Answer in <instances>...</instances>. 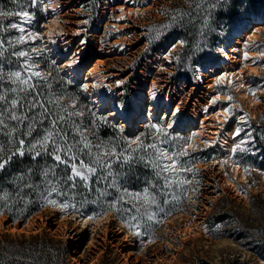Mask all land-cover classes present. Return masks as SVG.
Returning a JSON list of instances; mask_svg holds the SVG:
<instances>
[{"label":"rangeland","instance_id":"374dc122","mask_svg":"<svg viewBox=\"0 0 264 264\" xmlns=\"http://www.w3.org/2000/svg\"><path fill=\"white\" fill-rule=\"evenodd\" d=\"M56 2L58 27L62 31L61 34L55 31L56 38L61 36L57 39V50L64 52L63 59L75 56V64L82 67L83 76L98 59L95 57L105 59L101 68L107 74V82L100 90L108 95L110 104L114 102L125 110L136 111V102L145 98V90L149 91L156 83L153 94L158 105L164 108L170 104L172 109L168 112L176 106L179 108L172 127L154 118L146 119L135 134L136 141L124 131L121 118L111 120L133 143H137L147 131L165 134L162 142L164 164L174 170V174L170 171L173 177L186 181L187 196L179 212L163 219L151 231L141 229L139 224L127 225L120 219L112 222L111 219L116 218L114 214L94 232L91 226L83 230L75 218H70L71 215L61 220V215L57 216L60 210L51 209L49 205L37 213L41 215L40 220L32 218L38 223L33 225V231L14 232L4 227L0 230V241L7 242L23 233L27 237L47 233L62 240L67 247L69 264H230L233 261L264 264V156L257 154L251 135L252 122L264 113V20L248 23L247 17L252 19L254 16H244L243 22H239L217 45L212 63L204 67L190 64L183 68L179 63L178 53L183 45L179 35L174 33L163 47L153 48L157 45L153 42L160 38L159 26L168 24L170 8H175L179 0ZM28 10L33 13L24 33L29 45L21 50L28 53L29 63L41 75H50L53 62L42 57L49 51L44 39L39 35L40 40L37 34L46 29L49 15L55 14H46L40 0L36 3V10ZM40 17L43 20L38 25ZM13 22L19 23L20 17L12 15ZM240 27L243 30L231 38V33ZM29 33L35 38L28 39ZM238 39L241 44H237ZM243 47L248 54L242 55V60L233 61V54L245 53ZM224 51H228V56ZM48 54L53 56L50 52ZM33 55L36 58H32ZM56 63L61 68V63ZM225 64H233V69L237 70L242 67V77L237 70L236 73L220 75ZM251 66L256 68L251 69ZM250 97L257 101L252 102ZM149 98L150 95L143 102L150 103ZM93 106L96 109V104ZM100 111L109 118L107 109ZM206 115L209 116L208 122L221 125L220 130L210 136L207 129L211 125L208 124L205 127L207 134L201 142L194 141L197 136L194 127H199ZM219 116L223 117L222 122H217ZM185 122L192 123V126L183 127ZM237 129L243 131L236 135ZM222 137L229 139L230 143L222 144ZM236 145L243 150L233 152ZM169 147H172L173 154ZM167 155L172 159L175 157L176 166L166 163ZM227 181L233 184H227ZM224 209L230 211L231 219L213 222L215 215ZM58 222L63 236L54 232ZM189 222L202 223L200 233L183 234L184 224Z\"/></svg>","mask_w":264,"mask_h":264},{"label":"trees","instance_id":"16d2710c","mask_svg":"<svg viewBox=\"0 0 264 264\" xmlns=\"http://www.w3.org/2000/svg\"><path fill=\"white\" fill-rule=\"evenodd\" d=\"M179 1L175 8H170L168 24L159 26L160 38L153 42L157 43L153 48L163 47L164 42L176 33L183 41L178 53L179 63L183 68L190 64L204 67L212 63L217 45L239 22H243L244 16L264 15V0H214L215 8L209 7L208 0ZM28 9L36 10V3L31 0H0V12L16 13L17 10ZM11 19L12 16L0 15V40L4 41L3 49L0 50V66L5 73L0 87L5 93L15 87L9 83L6 74L19 70L17 65L23 63L22 59L14 57L12 53L29 45L28 41L24 44L8 43L19 35L16 29L10 27ZM42 20L40 17L38 25ZM42 57L53 62L50 75L32 79L31 84L36 86L33 93L17 94L20 99L27 97L28 100L32 99L33 94H38V99L47 101L43 109L37 108L30 113L37 121L32 125V135H25L28 131L27 124L21 125L7 119V128L0 134V157L5 160L19 147L18 140H25V154L12 156L0 170V214L20 219L44 210L49 202L46 199L41 201L40 193L51 187L43 176L47 170H51L47 179L65 194L59 197L53 195L52 199H56L58 203H71V208L80 214L89 213L96 217L111 211L116 216L111 219L112 222L120 219L127 225L139 224L141 229L151 231L163 219L179 212L186 200L187 184L186 181L173 177L171 172L163 171L165 164L162 142L165 134L147 131L137 143L131 142L121 127L108 118L104 111L94 108L82 87L68 78L53 56L44 52ZM32 58L36 56L33 55ZM22 87L27 88L28 85ZM13 98L17 96L8 95L9 100ZM24 111L26 109L20 110L19 114ZM41 112L51 113L43 117V123L39 122ZM57 116L64 119L53 128L51 121ZM252 128L254 148L258 155L264 156V113L252 122ZM12 129L16 131L10 137L7 133ZM57 131L67 136L70 145L90 146V154L88 149H74L78 157L75 161L77 165L83 160L98 168L88 181L79 178L75 181L68 180L72 175L71 169L54 161L50 155L53 151L51 144H48L46 154L33 159L34 153L29 152L31 145L46 133ZM35 151L43 153L42 148ZM169 151L173 154L172 147H169ZM61 155L64 159V154ZM250 155L253 156V153ZM97 157L102 162L110 163V167L95 165ZM21 176L24 177L23 180L20 179ZM28 184L33 187L28 188ZM145 188L148 189L147 196ZM125 190L128 194H125ZM132 193H139V197H134ZM153 197L155 205L151 204ZM145 199L148 203L144 202ZM149 216L151 219H148ZM227 219H231V214L228 209H224L222 213L215 215L213 222H224ZM67 257V247L62 240L47 233H37L30 237L23 233L7 242L0 241V264H69ZM238 263L233 261L230 264Z\"/></svg>","mask_w":264,"mask_h":264},{"label":"bare ground","instance_id":"6f19581e","mask_svg":"<svg viewBox=\"0 0 264 264\" xmlns=\"http://www.w3.org/2000/svg\"><path fill=\"white\" fill-rule=\"evenodd\" d=\"M43 3V7H44V11L46 14H55V15H49L50 16V21L45 23V27L46 29L38 32V35H40L43 39H44V44L47 48V50L52 53V55L56 58V60H60L61 63V68L63 70L64 73H68L71 78L79 83H81L83 85L85 94L90 96L92 99V103L96 104V106L98 108H100L99 110H106L108 111V116L110 118L113 119H120L121 118V124L123 125V129L124 131L128 134L129 136H133L132 138H134V141H136L137 137L135 136L136 132L142 128L143 123L146 119L148 118H154L160 122H162L163 124L167 125L168 127H172L173 126V120H174V116L171 115V113L177 109L176 108L173 109V111L168 109H172V107L170 106V104H166V106L164 108L162 106L158 105L157 102V97L155 94H153V88L154 86H156V83H154L155 81H153L154 84L151 85L149 91L145 90L146 93H144L143 96H148L150 95V103L148 102L147 104L143 102V100L146 98H140L136 104L138 106V109L135 111H131V110H125L124 108H122V106H120L119 104H115L114 102H112V104H110V102H108L109 97L107 94H105L103 91L100 90V87H103L104 82H107V74L102 72V68H101V64L102 62L105 61V59H100L102 58L101 56L95 57L98 58L96 60V62L93 64V66L88 69V73L85 76V72H84V76H83V70L82 67L77 66L75 64V56L71 55L70 57H67L66 59H63L64 56V52L57 50L58 47V42L57 39L58 36L56 38L55 36V31H57V33L61 34L62 31L61 29L58 27L59 26V15L57 13L56 15V8H57V2L56 0H40ZM131 7H135V6H131ZM137 8V7H135ZM29 12L31 18L33 17V13L29 10H24ZM247 22H258L260 20H264V17H247ZM256 27V26H255ZM24 28H25V32L26 30L29 28L27 24H24ZM257 28V27H256ZM252 29H255L254 27ZM243 30V27H240L238 30H234L233 33H231L230 37L231 38H235L236 35L241 32ZM58 35V34H57ZM237 44H241V41L238 39ZM228 45V44H227ZM243 46V45H242ZM242 53L240 56L237 54H233L232 59L233 61H237V60H242L243 56H246L248 54V52H246V49L243 47L242 48ZM225 54L228 56V51H224ZM243 55V56H242ZM63 59V60H62ZM62 60V61H61ZM256 66H251V69H255ZM213 70V69H212ZM223 73H221L220 75L224 76V75H228V74H232L233 72L236 73L237 69H233V64L227 65L225 64L223 66ZM243 69L242 67L238 68L237 72H239V76L242 77L243 74ZM140 89V88H139ZM148 94V95H146ZM108 100V101H107ZM250 100L252 102H256L257 99L255 97H250ZM110 105V106H108ZM179 106V105H178ZM161 107V108H160ZM207 119H209V116L206 115V117L202 118L201 123L199 125V127H194L197 128V136L194 137V141H200L202 140V137L207 134L206 133V126H208V124L211 125L210 128L207 129L208 135L210 136H215V134L220 130L219 129V124H212V122H208ZM224 119L222 116H219L217 119V122H222ZM241 119L239 118V121ZM132 121V122H131ZM121 125V126H122ZM192 126V123H187L185 122L183 124V127H190ZM234 126H237L236 123H234ZM231 134V133H230ZM132 140V139H131ZM244 140V139H243ZM133 141V140H132ZM222 144H228L230 143L229 139H227L226 137H222ZM166 163L168 165L171 166H176V162L175 165L173 164V159L170 155H167V161ZM198 164V163H196ZM238 165V164H237ZM200 166V165H199ZM227 184H233L232 181H227ZM51 209H59L60 211H62L61 213V220L62 219H66L68 218L70 215V218H75V221L77 222V224L82 225L83 226V230L88 229L89 226L90 229H92V231L94 232L98 226L100 224H102L103 222H107L108 220H110L112 217H114L113 213L111 211H108L106 213H103L101 215H99L98 217H93L89 214H85V215H81L79 213H77L76 211L73 212L71 210L66 209H62L60 207L59 204H50ZM37 216V217H36ZM34 217L36 220H40L41 215L39 216L38 214H35L33 217H31V219L23 226V227H19V221H16L14 223L9 222V216L5 213L0 214V230L1 228H4L6 225V223H8L6 230H10V231H14V232H30L33 231V225L37 226L36 224H38L37 222H34ZM91 217V218H89ZM33 218V219H32ZM121 221V220H120ZM122 222V221H121ZM200 222H189V223H185L184 227L182 229V231L184 232L183 234H193V233H200V227L202 228L203 226H200ZM61 224L58 222V226L54 229V232L59 235V236H63L62 235V231L60 229ZM139 228V226L137 227V229Z\"/></svg>","mask_w":264,"mask_h":264},{"label":"snow or ice","instance_id":"6c2138e0","mask_svg":"<svg viewBox=\"0 0 264 264\" xmlns=\"http://www.w3.org/2000/svg\"><path fill=\"white\" fill-rule=\"evenodd\" d=\"M31 2L37 3L38 0H31ZM208 5L210 8L216 7L214 0H208ZM0 15H7V16L18 15L20 17L19 23L13 22L10 24V27L12 29H16L19 32V35L15 37L14 40H9L8 43L9 44L26 43L27 41L24 35L25 33L24 24L31 23L32 18L29 12L23 11V10L19 11L18 13L0 12ZM34 38L35 37L32 33L28 34V39H34ZM3 45H4V41L0 40V50L3 49ZM12 55L16 58L22 59L23 63L17 65L19 70L9 71L6 74L9 83L14 84L15 87L10 88L9 93H5L4 89L0 87V134H3V129L7 128V125L5 124V119H7L9 122H15L21 125L27 124L28 131L25 133V135L31 136L32 131H33L32 125L35 124L37 121L34 117L30 115V113H32L37 108L43 109L47 101H42L38 99V94H33L31 100H28L27 97H25L24 99H20L17 94L23 93V92L33 93L36 86L34 84H31V81L34 78H40L41 74L38 70L34 68V66L31 63H29L30 57L26 51H23V50L14 51ZM4 77H5L4 69L2 66H0V84L3 83ZM23 85H28V87L24 88L22 87ZM9 94L13 96H17V98H13L9 100L8 99ZM22 109H26V111H24L23 114H19V111ZM179 111H180L179 108H177L171 113V115L175 117L176 115L179 114ZM40 115H41V119L39 122L43 123L44 122L43 117L51 115V113L41 112ZM63 119H64L63 117L57 116L56 119H53L51 121L52 127L56 128L57 124ZM15 131L16 129H12L7 134L11 137ZM241 131H243V129H237L236 135H239ZM246 142L247 141H245V143ZM48 144L52 145L53 151L50 153V155L52 156L54 161L58 163H63L66 167H70L72 175L68 177V180L75 181L77 178H79L82 181H88L90 177L98 171V168L96 166H93L92 164H86L83 160L79 161V165H77V163L75 162L78 157L75 154L74 149L78 147L81 148V150L88 149L89 154H90V146L87 144H83L82 146L81 145H70L67 142V136L65 134L60 133L59 131L55 133H46L42 139L37 140L36 143L31 145V147L29 148V152L34 153L33 159L40 157L42 154H46L48 151ZM18 145L19 147L16 149V151L12 152L11 155H9L6 160L3 159V157H0V170H2L6 166V164L11 160L12 156L14 155L23 156L25 154V149H24L25 140L19 139ZM37 148H42L43 153L41 151H35V149ZM237 149L243 150L241 149L240 145H236V148L233 149V152H235ZM114 151L115 150H113V154H114ZM61 154H64L65 156L64 159H62ZM125 159H128V158L125 157ZM69 161H71L72 163L69 164ZM94 164L98 165L99 167H104V168L110 167V163L102 162L98 157L94 160ZM173 164L175 165V157H173ZM163 171L164 172L173 171V174H174V170H170L167 166L163 168ZM50 174H51V170H47L43 173L46 183L51 187L49 190H46L40 193V199L41 201L46 199L48 200L49 203H52L55 205L57 204V200L52 199V196L55 195L59 197V196H64L65 194L63 193L62 190L52 185V181L47 179ZM20 179L23 180L24 177L21 176ZM167 179L168 177L166 176L165 180ZM26 186L28 188L33 187L31 184H28ZM74 186L75 185L73 184V187ZM166 186L170 187V185H166ZM144 193L147 196L148 194L147 188L144 189ZM125 194H128L127 190H125ZM131 195L137 198L139 197V193H132ZM144 202L148 203L147 199H145ZM165 202L167 203V201ZM151 204L153 205L156 204V200L154 197L151 200ZM60 207L62 209H66L70 207V205L67 203H61ZM153 215H155V213H153ZM148 219H151V216H149Z\"/></svg>","mask_w":264,"mask_h":264},{"label":"water","instance_id":"95a60500","mask_svg":"<svg viewBox=\"0 0 264 264\" xmlns=\"http://www.w3.org/2000/svg\"><path fill=\"white\" fill-rule=\"evenodd\" d=\"M63 60V59H62ZM61 60V61H62ZM57 61V60H56ZM57 62H59L60 63V61H57ZM61 203H67V204H69L70 205V207H68V208H70V210L71 211H73V212H75L72 208H71V203H69V202H60V203H58L57 202V204H61ZM50 204H52V203H48L47 205H46V207H44V209L45 208H47ZM57 216L58 217H60V215H61V211H57ZM87 215V214H89V213H82V215ZM35 214H33V215H30L29 217H23V218H20V219H14V218H12V217H10V219H9V222H12V223H14V222H16V221H19V227H23L30 219H31V217H33ZM90 215V214H89ZM71 220H73V219H71ZM7 225H8V223H6V226L5 227H7Z\"/></svg>","mask_w":264,"mask_h":264},{"label":"built area","instance_id":"2783aa9c","mask_svg":"<svg viewBox=\"0 0 264 264\" xmlns=\"http://www.w3.org/2000/svg\"><path fill=\"white\" fill-rule=\"evenodd\" d=\"M131 141V140H130ZM133 142V141H132Z\"/></svg>","mask_w":264,"mask_h":264}]
</instances>
